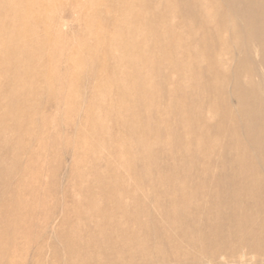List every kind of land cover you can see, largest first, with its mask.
<instances>
[{"label":"rangeland","instance_id":"1","mask_svg":"<svg viewBox=\"0 0 264 264\" xmlns=\"http://www.w3.org/2000/svg\"><path fill=\"white\" fill-rule=\"evenodd\" d=\"M225 11L220 0H0V264H159L120 245L109 226L121 216L100 210L122 179L166 172L180 185L183 170L231 151L214 144L217 118L197 114L213 101L204 73L221 43H252ZM245 56L227 63L250 71Z\"/></svg>","mask_w":264,"mask_h":264},{"label":"bare ground","instance_id":"2","mask_svg":"<svg viewBox=\"0 0 264 264\" xmlns=\"http://www.w3.org/2000/svg\"><path fill=\"white\" fill-rule=\"evenodd\" d=\"M220 1L226 11L217 17L239 21V35L248 36L252 43H221L222 53L204 73L213 74L208 84L213 101L208 102L207 112L201 109L197 114L217 118L214 144L225 149L230 141L234 143L231 151L225 149L215 157L216 167L183 170L180 185L166 172L145 183L122 179L119 194L111 198L115 207L100 210L104 218L121 216L109 226L119 233L120 245L144 256H158L159 264H256L264 260V0ZM256 10L260 20L254 17ZM239 49L245 50L243 64L253 66L252 70L241 62L228 65L227 57ZM192 67L183 65L186 70ZM254 77L260 78L259 83ZM187 81L195 83L197 78ZM226 82L232 83L230 91ZM181 117L179 122L187 125L189 133L199 129L194 120ZM231 154L235 159H230ZM198 199L211 205L197 213L193 205ZM213 218L230 222L223 238L205 225L206 219ZM242 221L247 225L241 226ZM244 251L249 255L241 254Z\"/></svg>","mask_w":264,"mask_h":264}]
</instances>
